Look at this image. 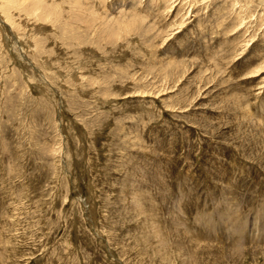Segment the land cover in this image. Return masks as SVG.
<instances>
[{
  "label": "rangeland",
  "instance_id": "rangeland-1",
  "mask_svg": "<svg viewBox=\"0 0 264 264\" xmlns=\"http://www.w3.org/2000/svg\"><path fill=\"white\" fill-rule=\"evenodd\" d=\"M0 25V264H264V0Z\"/></svg>",
  "mask_w": 264,
  "mask_h": 264
},
{
  "label": "bare ground",
  "instance_id": "bare-ground-1",
  "mask_svg": "<svg viewBox=\"0 0 264 264\" xmlns=\"http://www.w3.org/2000/svg\"><path fill=\"white\" fill-rule=\"evenodd\" d=\"M12 20V19H11ZM4 25V24H3ZM26 25V24H25ZM1 26V25H0ZM26 26H28V25H26ZM4 27V26H3ZM28 27H30V26H28ZM5 32H6V30H5ZM5 35V34H4ZM6 36V35H5ZM10 37V36H9ZM24 37V36H23ZM24 38H26V37H24ZM23 38V39H24ZM4 39H6V37H4ZM7 40V39H6ZM23 41H25V39L23 40ZM26 42V41H25ZM24 42V43H25ZM8 43V42H7ZM21 44V43H20ZM18 45H19V42H18ZM24 45V44H23ZM21 46V45H20ZM21 55V54H20ZM264 65V64H263ZM241 225V224H240ZM240 227V226H239ZM243 232V231H242Z\"/></svg>",
  "mask_w": 264,
  "mask_h": 264
}]
</instances>
